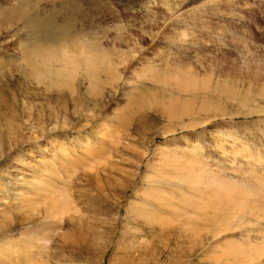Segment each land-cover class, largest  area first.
<instances>
[{"label": "rangeland", "instance_id": "obj_1", "mask_svg": "<svg viewBox=\"0 0 264 264\" xmlns=\"http://www.w3.org/2000/svg\"><path fill=\"white\" fill-rule=\"evenodd\" d=\"M91 42L69 85L30 71ZM170 152L264 195V0H0V264H222L238 244L264 264V218L194 231L210 187L170 184ZM48 181L70 213L48 214Z\"/></svg>", "mask_w": 264, "mask_h": 264}, {"label": "bare ground", "instance_id": "obj_2", "mask_svg": "<svg viewBox=\"0 0 264 264\" xmlns=\"http://www.w3.org/2000/svg\"><path fill=\"white\" fill-rule=\"evenodd\" d=\"M170 8H171V6H170ZM17 13L18 14H22L23 18H26V16H25L26 15V12H25L24 8L18 10ZM78 48H79V51L80 52L74 53V52H71L70 50L63 51L61 48L55 46V48H53V49H48V53H45L44 52V53L38 54L37 64L38 65H42V66H44V69H47V71H45V78L36 73V71H35V69L37 68L36 65H34V68H32L30 71L33 72L32 73L33 76L34 75L37 76L36 78H37V80L39 82H41L42 84H45L46 86H50L49 85L50 82L51 83H53V82L54 83H60V84L65 83V85H69L70 83H73L72 77L75 78V74L79 71L78 68L82 69V65L85 64V69H86V66H89V65H90V67H91V65L95 66V65H97V64H99L101 62L99 60H96V62H95L94 60H92L90 58V56H93V54H100L102 56V53H104L100 49H98V50L96 49V48H98V46H97V44H94V42H91L89 45L84 44V43H81V45L78 46ZM98 57H100V56H98ZM110 65H114V64L111 63ZM50 67H56L55 71H50L51 70V69H49ZM100 69H102V68H100ZM99 71H101V70H99ZM64 72L68 73L70 75V77H63L62 74ZM86 75L88 76L89 73H87ZM176 76H177V74H176ZM93 77H94V75H93ZM177 77L178 78H176V80L178 79V83H179V81L181 80L180 79V74ZM76 78H78V77H76ZM174 80L175 79H173L172 81H174ZM162 83H164V82H162ZM178 83L176 82V84H178ZM167 84L168 83L166 82V85ZM72 86H73V84H72ZM91 87L92 86H89V88H91ZM50 88H51V86H50ZM203 92H205V91H203ZM201 113H202V110H193V109H191V110H188L187 112H185L184 115L192 116V117H189V116L188 117H189V119H192L193 120L194 114H195V116L196 115L198 116V114L200 115ZM15 141L12 140V142H15ZM55 147H58V146H55ZM58 148H61V147H58ZM170 154H171V152L169 153V155ZM194 155H195V153H194ZM194 155H193V157H194ZM63 156H65L66 161H74V159H75V158H72L71 156H67V155H63ZM167 156L168 155H166V157ZM250 156H252V155H250ZM41 159L42 158L40 157V159H37V160L40 161ZM168 159H170L171 162H172V164L170 166V174H169V171H168L169 170V167L166 170V173H167L166 175L167 176L164 175L165 172H162L161 168H166L165 166L161 167L160 168L161 171H159V172H161L162 175H164L165 177H167V178L170 179L168 181V182H170V184L173 183L172 182L173 180H175V181H183V180L187 179V180H189V181L186 180L188 183L191 182L190 184L193 187V190L195 188H197L198 191H201L202 192L203 191V185H205V184H206L207 188L210 187L209 188V192L210 193H208V190L205 191L206 194L208 195L207 200L205 202H202V200H201L200 202L195 203L194 200H193L194 197H191V198L189 197L190 199L193 198L192 199L193 200V203L191 204V207H193V212H194L193 213V219H194V221H198V224L194 223V224H196L195 230H194L195 232H197L196 229L199 230L200 224H206L208 222L211 225L218 224L219 223L220 230H223L224 229V226L228 224L229 220H233L235 217H236V222L237 221H239L241 223L242 222H246L245 219H243V217L241 216V214H239L238 216H236L237 210H241V211L242 210H245V212L248 213V215H253V216H255L256 219H258V218H260V219L262 218L263 219L264 218V195H262V194H254L253 189L251 187L252 185L249 186V184H247L245 181L241 180L240 182H236L238 184H234L235 186H228V185H226L225 182H223V179H221L220 177H218L219 175L217 176L216 173L210 172L209 171L210 169L207 170L206 169L207 166L202 165L199 161H196L193 164H190L192 162L185 163L186 160L184 162V160L183 159H180V157L178 158V156L176 154H171L170 155V158H168ZM259 160L260 159H257V161H259ZM20 161L24 163L23 160H20ZM75 161H77V162L74 163V165L77 168H81V167H84V166L86 167L87 166L86 164H84V162H83L84 160H82V159H80V160L75 159ZM29 162H30V164L28 163V166H31L32 165V163H31L32 161H29ZM198 163H199V166H196ZM38 164H41V163H38ZM49 166L50 165H48L47 167H45L44 173H46L47 171L48 172H51L50 170L52 169V167H49ZM40 169H41V167H40ZM52 172L54 173L55 171H52ZM195 173H197V174H195ZM45 177H41V179H39V183H41L42 186H44L45 184L47 185V182L45 180H43V179H45ZM22 180H24V179H22ZM163 180H166V179H163ZM48 182H50V181H48ZM48 186H50V188L47 190L48 191V198H47L48 200L47 199H45V200L42 199L43 200L42 202H45L46 203L45 209H46V211H48V214H53L54 212L56 214H61V215H64V213H66V212L70 213V211H72L73 207L70 205V203H69L68 200L65 201L66 198H67V196L66 195L64 196V194L63 195L62 194H57V196L55 197V195H53V193H55L59 188L57 186H54L52 183H51V185L48 184ZM206 186L204 188H206ZM257 188H259V187H257ZM37 190L39 191L40 189H37ZM49 191H53V193H50L49 194ZM37 192H35V193H37ZM181 193H183V192H181ZM187 195H189V194H187ZM192 195L194 196V194H192ZM174 196H175V194H174ZM251 196L254 199V201L252 203L249 202V198ZM150 198H153V197H150ZM199 198L201 199V197H199ZM23 199L25 200L26 198L24 197ZM16 200H18V198ZM184 201L185 200H183V202ZM195 201H196V199H195ZM24 202H26V201H24ZM40 202H41V200H40ZM40 202L38 201V204ZM32 203H34V202H32ZM169 203H171V202H169ZM182 205L183 204L181 203V208H183ZM211 206H213V207H211ZM209 207H211V209L213 208L212 211H208L207 210ZM56 209L58 211H56ZM143 209H144V207H143ZM222 209L223 210H226V211L229 210L228 211L229 218H225L222 215ZM148 210H149V208H148ZM195 210L197 212V216H195ZM49 211H50V213H49ZM218 211H219V214L220 215H218V213H217ZM176 214H179V213H176ZM30 244L32 245V243H30ZM26 250L28 251L29 249L27 248ZM243 251L244 250H241L239 244L231 247L229 250H222V256H221V258H224V256H225V258H224V260L223 259H220V262H222V264H233V263L234 264H252V263H254V261H253L254 258H256V259H260L261 258L260 257L261 254H260V255H257V256H253L254 258L253 259H250L251 255L249 256V254H247V256H244L243 255ZM248 256H249V258H248ZM7 257H9V256H7ZM226 257H227V259H226ZM251 261H252V263H251Z\"/></svg>", "mask_w": 264, "mask_h": 264}]
</instances>
